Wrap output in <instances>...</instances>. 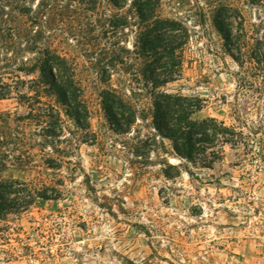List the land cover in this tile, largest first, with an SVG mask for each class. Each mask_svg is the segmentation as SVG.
<instances>
[{"label": "rangeland", "instance_id": "obj_1", "mask_svg": "<svg viewBox=\"0 0 264 264\" xmlns=\"http://www.w3.org/2000/svg\"><path fill=\"white\" fill-rule=\"evenodd\" d=\"M120 2L0 0V111L24 115L22 95L39 90L60 114L58 135L31 124L11 140L23 144L0 175L60 194L0 218V264H264V0H159L155 14L187 30L180 74L160 89L238 133L195 162L152 124L140 19ZM44 53L65 61L79 120L50 94ZM109 88L128 124L104 109Z\"/></svg>", "mask_w": 264, "mask_h": 264}, {"label": "trees", "instance_id": "obj_2", "mask_svg": "<svg viewBox=\"0 0 264 264\" xmlns=\"http://www.w3.org/2000/svg\"><path fill=\"white\" fill-rule=\"evenodd\" d=\"M110 1L116 7L122 5L120 0ZM131 1L140 19L135 37V53L145 61L141 77L146 84H150L147 91L153 104L154 128L171 141L177 155L192 162L197 159L202 160L200 157L204 154L202 150L211 147L216 141L236 144L238 133L224 125L222 121L212 117L192 118V115L200 109V104L192 97L160 89L162 85L180 74L182 60L179 51L186 42L187 30L180 22L161 18L155 14L159 0ZM217 24L227 39L228 35L222 21L218 20ZM44 54L47 60L39 68L52 82L50 94H56L62 105L72 109V115L79 120L82 116L80 107L72 104L76 89L68 80L65 61L60 60L61 62L55 65L53 58L49 57L48 53ZM8 93V91H0V98H4ZM22 96L25 99H34L28 103L27 113L12 116L10 112L0 111V169L5 167L8 161L14 160L16 152H20L23 143L19 141L16 144L13 141L19 140L21 126L24 130L28 125L33 124L42 135L47 137L58 135L53 123L54 120L59 122V111L41 100V91L36 90L34 97ZM102 98L104 109L112 122L118 124L120 118L125 120V124L130 122L123 112L126 102L113 88L103 91ZM132 115L134 117V112ZM133 120L131 119V122ZM59 194L54 187H38L33 183L5 179L0 175V218L11 210L19 213L29 208L37 198L55 199Z\"/></svg>", "mask_w": 264, "mask_h": 264}]
</instances>
